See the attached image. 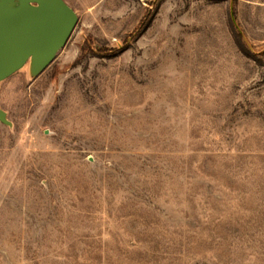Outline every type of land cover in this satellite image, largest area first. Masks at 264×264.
<instances>
[{
  "label": "rangeland",
  "instance_id": "374dc122",
  "mask_svg": "<svg viewBox=\"0 0 264 264\" xmlns=\"http://www.w3.org/2000/svg\"><path fill=\"white\" fill-rule=\"evenodd\" d=\"M65 1L0 83V264H264V0Z\"/></svg>",
  "mask_w": 264,
  "mask_h": 264
},
{
  "label": "water",
  "instance_id": "95a60500",
  "mask_svg": "<svg viewBox=\"0 0 264 264\" xmlns=\"http://www.w3.org/2000/svg\"><path fill=\"white\" fill-rule=\"evenodd\" d=\"M77 21L65 0H0V83L28 62L34 76L45 71ZM0 124L11 125L1 107Z\"/></svg>",
  "mask_w": 264,
  "mask_h": 264
}]
</instances>
